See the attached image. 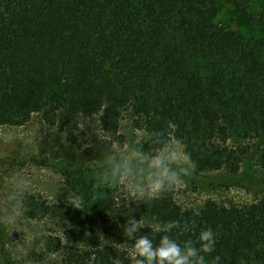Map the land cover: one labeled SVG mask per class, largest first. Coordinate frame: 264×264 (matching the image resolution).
Instances as JSON below:
<instances>
[{"label": "trees", "instance_id": "trees-1", "mask_svg": "<svg viewBox=\"0 0 264 264\" xmlns=\"http://www.w3.org/2000/svg\"><path fill=\"white\" fill-rule=\"evenodd\" d=\"M228 1L247 15L250 0ZM218 13L215 0H0V127L23 126L33 113L60 105L61 129L77 145V122L107 105L100 120L113 133L133 106L147 133L174 132L199 172L228 169L241 180L239 170L254 152L227 142L233 136L259 141L255 155L264 167V61L257 45L216 23ZM250 21L264 29V4ZM150 148L147 143L145 151ZM243 181L260 191L256 181ZM113 194L74 214L52 210L97 249L71 252L68 264H113L114 258L130 264L126 253L106 244L132 245L123 234L131 217L180 222L170 233L141 229L154 244L164 234L180 244L196 241L211 229L216 243L209 261L264 264V201L229 207L208 201L183 211L169 190L119 210ZM3 236L0 227V264H8Z\"/></svg>", "mask_w": 264, "mask_h": 264}, {"label": "rangeland", "instance_id": "rangeland-1", "mask_svg": "<svg viewBox=\"0 0 264 264\" xmlns=\"http://www.w3.org/2000/svg\"><path fill=\"white\" fill-rule=\"evenodd\" d=\"M215 2L219 8L216 23L238 32L246 43L257 45L264 61V29L250 21L258 19L264 0H250L247 15L238 12L228 0ZM107 107L99 113L100 118ZM62 117L60 105H53L33 113L23 126L0 127V227L4 233L3 259L8 264H68L71 252H97L70 224L61 221L59 211L53 213L54 208H68L74 214L87 207L91 199L97 201L106 195L110 200L111 191L119 210L137 203L130 202L124 189L99 182L102 154L108 146L94 134L92 126L79 130V143L72 145L61 129ZM86 122L82 119L80 125ZM109 134L119 137L126 148L139 145L145 150L147 143L141 144L140 140L148 133L133 106L123 114L116 132L102 133L105 139L110 138ZM258 142L233 136L227 145L244 149L249 146L255 155ZM254 155L240 168L238 175L244 173L241 180L228 169L199 172L193 163L194 170L184 177L185 183L172 189L176 204L187 211L200 210L208 201L227 207L263 202L264 167L259 154ZM243 180L256 181L260 191L253 192ZM77 197L83 198L82 208L69 203ZM45 208H51V212L47 214ZM144 219L146 224L153 222ZM106 245L126 254L131 246Z\"/></svg>", "mask_w": 264, "mask_h": 264}, {"label": "clouds", "instance_id": "clouds-1", "mask_svg": "<svg viewBox=\"0 0 264 264\" xmlns=\"http://www.w3.org/2000/svg\"><path fill=\"white\" fill-rule=\"evenodd\" d=\"M76 125L79 130L91 125L94 134L108 146L102 154L99 182L124 189L130 202L144 204L159 199L165 192L182 186L184 177L194 170L183 141L167 128L154 130L140 140L141 144L151 145L150 150L145 151L139 145L126 148L119 137L111 134L109 139H105L102 135L105 131L97 113H93L83 126L78 122ZM91 163L95 165L94 161ZM69 203L82 208L84 201L77 197L69 200ZM145 227H150L153 233H170L173 229H180L181 224L179 221H168L161 225L155 218L146 224L144 217L139 220L128 218L123 226V234L127 241L133 242L126 249L130 264H219V256L213 257L211 261L206 259V254L215 250V233L211 229L202 230L196 241L188 239L180 244L170 235L164 234L159 243L154 244L148 235L138 234ZM113 264H122V261L114 258Z\"/></svg>", "mask_w": 264, "mask_h": 264}]
</instances>
